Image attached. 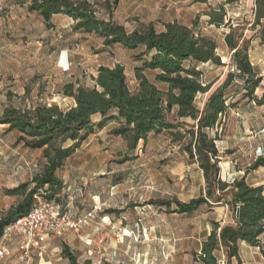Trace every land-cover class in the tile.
<instances>
[{
	"label": "rangeland",
	"instance_id": "374dc122",
	"mask_svg": "<svg viewBox=\"0 0 264 264\" xmlns=\"http://www.w3.org/2000/svg\"><path fill=\"white\" fill-rule=\"evenodd\" d=\"M88 1L95 4L97 13H111L119 6L126 11L125 21L138 27L149 22L160 31L164 22L177 21L215 40L221 65H197L202 82H211V90L233 70L223 37L228 25L237 28V33L247 40L249 59L262 80L253 94L246 96L243 80L233 79L224 91L231 106L209 134L217 133L221 180L231 182L244 176L248 184L262 185L264 189V166L249 168L257 157L264 156V42L259 38L260 26L253 23L254 0L232 4L224 0H122L121 5L119 0ZM220 4L225 14L218 27L207 22V13L219 11ZM27 6V0H0V111L6 106L25 108L37 103H55L67 109L73 101L63 94V87L67 83L91 87V56L98 52V43L84 32L72 30L71 17L55 14L46 23ZM140 51L141 47L135 49L132 57L137 58ZM106 56L110 61L114 59L110 52ZM130 71L128 67L126 81L134 90ZM206 96L207 93L196 95L199 109ZM98 118L95 115L92 120L96 122ZM112 121L111 125L116 123ZM111 125L90 133L59 171L65 182L59 196L61 203L70 201L78 213H84L96 199L102 206L96 220L84 226L80 234L69 232L50 238L48 253L40 256L34 252L30 261L10 242L8 252L0 256V264H70L62 254L63 245L80 263L200 264L195 253H199L211 220L233 223L225 202L201 205L191 214L174 211V204L170 210L145 204L152 199L187 201L198 196L205 187L202 171L194 158L181 149L185 138L173 140L168 130L149 133L145 142L139 140L136 148L128 151L127 142L110 133ZM17 136V131L0 124V217L22 199L6 190L30 182L45 162L40 149L24 146ZM102 215L118 224L95 230ZM260 246L241 242L240 260L233 258L231 264H264V233ZM218 257V264H223V255L219 253Z\"/></svg>",
	"mask_w": 264,
	"mask_h": 264
},
{
	"label": "trees",
	"instance_id": "16d2710c",
	"mask_svg": "<svg viewBox=\"0 0 264 264\" xmlns=\"http://www.w3.org/2000/svg\"><path fill=\"white\" fill-rule=\"evenodd\" d=\"M27 1L28 10L36 11L46 23L54 14L69 16L74 21L72 30L94 34L102 39L105 46L141 47L139 56L145 57L134 69L137 82L134 90L128 87L121 64L113 67L101 65L97 68L93 86L64 85L63 94L73 99V105L67 109L55 103L2 108L0 124L17 131V141L24 146L40 149L45 162L30 182H21L6 190L7 194L20 195L22 199L0 217V235L6 224L28 210L34 195L44 192L48 199L62 202L59 196L63 181L58 172L65 160L95 129L116 120L118 125L111 128L110 133L122 137L127 142L128 151H133L139 140L145 142L149 133L168 130L173 140L185 138L181 149L194 158L202 171L205 187L198 196L187 201L152 199L145 204L166 210L174 204V211L184 214H191L201 205L211 206L214 202H225L229 206L233 223L220 224L211 220V228L200 244L199 253H195L196 261L218 264L220 253L224 257L223 264H231L233 258L240 260L241 242L260 248V236L264 233L263 186L248 184L244 176L231 182L221 180L215 143L217 133L213 136L209 134L210 130H216L222 114L231 106L224 91L233 79L238 77L243 80L246 96H251L262 80L249 59L247 40L237 33V28L228 25L229 30L223 37L225 46L230 50L233 70L228 71L222 82L211 90V82H202L197 65L205 62L221 65L216 53L217 44L212 38L195 33L188 25L166 21L160 31L152 23L127 31L111 18L105 20L98 17L95 4L88 0ZM237 1L224 0V3ZM116 2L113 0V3ZM224 14L223 4H220L219 11L207 13V22L219 27L223 24ZM262 20L264 0H254L253 23L260 26L259 38L264 42ZM148 69L156 71L153 81L143 73ZM199 93H207L201 109L195 104ZM95 115L99 116L96 122L92 120ZM260 165L264 166V156L257 157L249 168ZM62 254L70 264H88V261L78 262L67 245L62 246Z\"/></svg>",
	"mask_w": 264,
	"mask_h": 264
},
{
	"label": "built area",
	"instance_id": "2783aa9c",
	"mask_svg": "<svg viewBox=\"0 0 264 264\" xmlns=\"http://www.w3.org/2000/svg\"><path fill=\"white\" fill-rule=\"evenodd\" d=\"M44 192L34 195L28 210L5 225L0 235V256L8 252V244L14 242L17 250L26 261H30L34 252L46 255L48 241L69 232L80 234L84 226L96 220L102 206L98 201L84 212L78 211L71 202H58L48 199ZM106 216L100 217L105 222ZM87 236V235H86Z\"/></svg>",
	"mask_w": 264,
	"mask_h": 264
},
{
	"label": "crops",
	"instance_id": "0c3cea01",
	"mask_svg": "<svg viewBox=\"0 0 264 264\" xmlns=\"http://www.w3.org/2000/svg\"><path fill=\"white\" fill-rule=\"evenodd\" d=\"M119 2H120V5H121L122 0H119ZM97 15H98V17L103 18L105 20L111 18L113 21H115V22H117L119 24H122L127 31H132L133 29L138 28V26H136L134 24L133 25L129 24L127 21H125L126 16H127L126 11L123 12V9H119V6L115 10L111 11V13L110 12L101 11V12H98ZM148 23L149 22H147V24ZM85 35H88L87 37H90L93 40H95L98 43V47H99L98 52L92 54V56H91V58L94 61V62H92V64H94V65L92 66V72H91V77H92V80H91L92 85L91 86H93V84H94V77L96 75L97 68L99 66L102 65V66L113 67L115 64H121L124 67L125 75H126V69L128 67L131 70L129 76H131V78H132V80L134 82V88H135L136 85H137V82H136V78H135V75H134V69H135V67H137V66H139L141 64V58L145 57V55L139 56L137 58L136 57H132V55L134 54L135 49L124 48V47H122L119 44H114V45H111V46H105V45L102 44V39L100 37H97L96 35L89 34V33H85ZM108 52H110V53H112L114 55V59L112 61H110L109 58L106 56V54ZM121 54L122 55H126L127 57L120 56ZM155 72L156 71L149 70V69L143 71V73L145 74L147 79L150 80V81H153ZM70 99L73 101L72 98H70ZM112 122L113 121L107 122L104 125V127H107L108 125H111L110 123H112ZM117 125H118V123L116 122L115 124H112L111 126H109V129H111V128L117 126ZM58 174H59V172H58ZM63 183H65V182L63 181ZM94 196H96V195H94ZM95 201H97V200L94 199L93 202H95ZM105 216H106V219H104L105 222H101V220H100V222H98L97 225L94 226L95 230H100L104 225L112 224V226L115 227V225L118 224V221H109L108 216L107 215H105ZM111 229H112V227H110L109 230H111ZM88 235L89 234H87V236Z\"/></svg>",
	"mask_w": 264,
	"mask_h": 264
},
{
	"label": "water",
	"instance_id": "95a60500",
	"mask_svg": "<svg viewBox=\"0 0 264 264\" xmlns=\"http://www.w3.org/2000/svg\"><path fill=\"white\" fill-rule=\"evenodd\" d=\"M238 215V210H236V216Z\"/></svg>",
	"mask_w": 264,
	"mask_h": 264
}]
</instances>
